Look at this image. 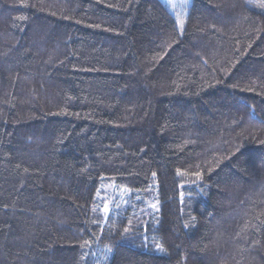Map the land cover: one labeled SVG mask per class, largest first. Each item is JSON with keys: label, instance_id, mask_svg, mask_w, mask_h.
Wrapping results in <instances>:
<instances>
[{"label": "trees", "instance_id": "16d2710c", "mask_svg": "<svg viewBox=\"0 0 264 264\" xmlns=\"http://www.w3.org/2000/svg\"><path fill=\"white\" fill-rule=\"evenodd\" d=\"M180 1L0 0V264H264V0Z\"/></svg>", "mask_w": 264, "mask_h": 264}, {"label": "rangeland", "instance_id": "374dc122", "mask_svg": "<svg viewBox=\"0 0 264 264\" xmlns=\"http://www.w3.org/2000/svg\"><path fill=\"white\" fill-rule=\"evenodd\" d=\"M168 5H170L171 7H175L176 5H178V3H180V0H164ZM182 3V2H181ZM174 5V6H173ZM107 192L109 193V190H107ZM113 194V193H111ZM112 205V199L109 198L108 201V207H110Z\"/></svg>", "mask_w": 264, "mask_h": 264}, {"label": "snow or ice", "instance_id": "6c2138e0", "mask_svg": "<svg viewBox=\"0 0 264 264\" xmlns=\"http://www.w3.org/2000/svg\"><path fill=\"white\" fill-rule=\"evenodd\" d=\"M174 6V5H173ZM105 211H107V208H105Z\"/></svg>", "mask_w": 264, "mask_h": 264}]
</instances>
